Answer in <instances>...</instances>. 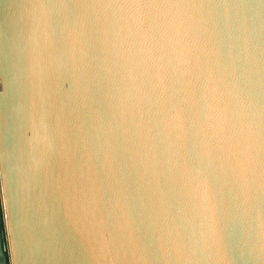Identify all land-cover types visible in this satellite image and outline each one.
<instances>
[{"label":"water","instance_id":"water-1","mask_svg":"<svg viewBox=\"0 0 264 264\" xmlns=\"http://www.w3.org/2000/svg\"><path fill=\"white\" fill-rule=\"evenodd\" d=\"M32 2L0 0V173L10 189H0V264H17L36 229L16 171L32 135L24 111V79L39 60ZM194 2L210 6V30L197 21L171 45L153 46L93 21L68 70L44 82L58 117L55 190L66 211L87 210L101 194L119 209L142 205L153 221L141 244L130 232L120 245L76 221L52 264H264V0ZM31 87L41 88L37 75Z\"/></svg>","mask_w":264,"mask_h":264},{"label":"clouds","instance_id":"clouds-1","mask_svg":"<svg viewBox=\"0 0 264 264\" xmlns=\"http://www.w3.org/2000/svg\"><path fill=\"white\" fill-rule=\"evenodd\" d=\"M26 10L30 44L39 60L38 71L28 70L24 79L27 88L24 111L32 135L27 137L24 162L16 171L21 190L35 208L36 229L22 239L17 264H52L54 249L68 238L76 221L89 228L98 226L115 244L128 241L130 232L135 233L140 243L145 221L152 224L153 221L142 205L133 201L126 200L123 209H119L110 198L97 194L87 210L80 205L74 206L72 214L66 211L65 198L55 190L53 161L59 157L58 117L45 100L43 84L53 70L61 67L68 70L74 43L79 39L85 46L90 22L105 25V33L110 29L120 40L133 36L157 46L167 39L171 45L180 27L191 30L198 21L210 30L213 12L209 5L194 0H33ZM170 51L175 56L171 46ZM33 75L39 77V90L31 87ZM238 143L242 148L245 146L242 141ZM197 147V143L192 145L193 149ZM0 181V186L10 191L3 170Z\"/></svg>","mask_w":264,"mask_h":264},{"label":"snow or ice","instance_id":"snow-or-ice-1","mask_svg":"<svg viewBox=\"0 0 264 264\" xmlns=\"http://www.w3.org/2000/svg\"><path fill=\"white\" fill-rule=\"evenodd\" d=\"M197 152H198V151H197ZM197 152L194 153V160L197 162V166H198L199 161H198V156L196 155ZM146 255H147V250H146ZM147 257H148V256H147ZM148 261H149V264H151V261H150L149 258H148Z\"/></svg>","mask_w":264,"mask_h":264},{"label":"bare ground","instance_id":"bare-ground-1","mask_svg":"<svg viewBox=\"0 0 264 264\" xmlns=\"http://www.w3.org/2000/svg\"><path fill=\"white\" fill-rule=\"evenodd\" d=\"M0 184H2V181H0ZM1 187H2V186H0V189H2ZM1 191H3V190H1Z\"/></svg>","mask_w":264,"mask_h":264}]
</instances>
